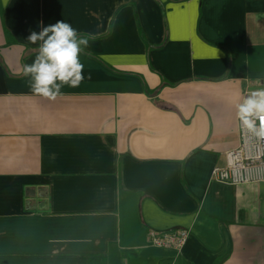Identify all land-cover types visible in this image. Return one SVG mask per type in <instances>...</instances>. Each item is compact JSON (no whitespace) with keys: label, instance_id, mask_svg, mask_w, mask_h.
<instances>
[{"label":"crops","instance_id":"crops-1","mask_svg":"<svg viewBox=\"0 0 264 264\" xmlns=\"http://www.w3.org/2000/svg\"><path fill=\"white\" fill-rule=\"evenodd\" d=\"M61 20L85 79L49 101L27 37ZM262 87L264 0H0V264H264V183L212 179Z\"/></svg>","mask_w":264,"mask_h":264},{"label":"clouds","instance_id":"clouds-1","mask_svg":"<svg viewBox=\"0 0 264 264\" xmlns=\"http://www.w3.org/2000/svg\"><path fill=\"white\" fill-rule=\"evenodd\" d=\"M27 41L33 45L39 42L34 60L23 66V76L34 95L55 101L65 86H80L85 79L80 57L89 47L88 36L61 20L30 32ZM236 115L243 129L264 140V87L250 92L237 105Z\"/></svg>","mask_w":264,"mask_h":264},{"label":"built area","instance_id":"built-area-1","mask_svg":"<svg viewBox=\"0 0 264 264\" xmlns=\"http://www.w3.org/2000/svg\"><path fill=\"white\" fill-rule=\"evenodd\" d=\"M244 93L242 100L252 91ZM259 123V122H257ZM239 145L226 153V165L215 167L212 179L230 186L257 185L264 183V140L243 129L239 120ZM149 241L155 247L181 252L190 232L179 229L169 232H149Z\"/></svg>","mask_w":264,"mask_h":264}]
</instances>
